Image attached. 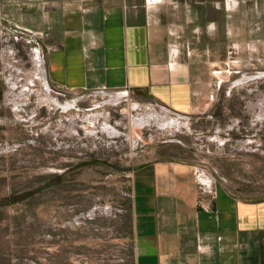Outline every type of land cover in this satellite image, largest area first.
I'll list each match as a JSON object with an SVG mask.
<instances>
[{
    "label": "rangeland",
    "instance_id": "obj_1",
    "mask_svg": "<svg viewBox=\"0 0 264 264\" xmlns=\"http://www.w3.org/2000/svg\"><path fill=\"white\" fill-rule=\"evenodd\" d=\"M229 6L221 28L197 22L176 37L197 88L192 115L135 92L53 89L42 37L0 7V201L18 197L0 208V264H134L132 171L101 161L180 163L199 193L264 201V1Z\"/></svg>",
    "mask_w": 264,
    "mask_h": 264
},
{
    "label": "crops",
    "instance_id": "obj_2",
    "mask_svg": "<svg viewBox=\"0 0 264 264\" xmlns=\"http://www.w3.org/2000/svg\"><path fill=\"white\" fill-rule=\"evenodd\" d=\"M234 1L1 0L0 7L19 16L17 28L42 37L53 89L135 92L192 115L197 88L176 37L208 23L221 28L224 4ZM193 180L167 160L132 169L134 264H264V201L199 193Z\"/></svg>",
    "mask_w": 264,
    "mask_h": 264
},
{
    "label": "water",
    "instance_id": "obj_3",
    "mask_svg": "<svg viewBox=\"0 0 264 264\" xmlns=\"http://www.w3.org/2000/svg\"><path fill=\"white\" fill-rule=\"evenodd\" d=\"M86 163L82 162V163H78L70 168H67L66 170H64L63 172H72V171H75L79 168H82L83 166H85ZM101 164L108 167L109 169L113 170V171H116V172H120V173H128V172H131L132 171V168H124V167H118V166H115L111 163H108V162H105V161H101ZM58 183V177H55L54 179H52L51 181L43 184V185H40L38 187H36L35 189L31 190L29 192V195L30 196H34V195H37L39 193H42L54 186H56ZM18 199V197H13V198H4L0 201V208H3V207H6L8 206L9 204L15 202L16 200Z\"/></svg>",
    "mask_w": 264,
    "mask_h": 264
},
{
    "label": "built area",
    "instance_id": "obj_4",
    "mask_svg": "<svg viewBox=\"0 0 264 264\" xmlns=\"http://www.w3.org/2000/svg\"><path fill=\"white\" fill-rule=\"evenodd\" d=\"M121 93H123V94H124V93H128V91H124V92H121ZM130 93H132V92H130ZM160 108H161V107H160ZM161 109H163V108H161Z\"/></svg>",
    "mask_w": 264,
    "mask_h": 264
}]
</instances>
